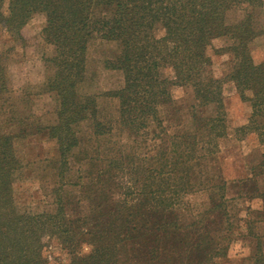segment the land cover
<instances>
[{"label":"trees","instance_id":"obj_1","mask_svg":"<svg viewBox=\"0 0 264 264\" xmlns=\"http://www.w3.org/2000/svg\"><path fill=\"white\" fill-rule=\"evenodd\" d=\"M4 2L0 0V20L12 32L19 33L34 12L47 14L44 33L57 53V73L49 82L59 109L58 123L50 131L60 156L55 164V213L21 211L13 198L22 168L13 147L17 137L0 134V264H48L46 237L60 241L71 264H213L224 256L221 232L189 222L181 199L194 187V163L204 160L223 127L221 83L212 76L207 53L215 38L231 36L236 55H244L236 61L234 78L242 80L239 87L254 92V128L264 138V65L254 66L252 73L239 37L250 39L258 33L247 21L225 23L228 12L256 9L261 0H9L7 16L1 12ZM95 40L117 46L105 65L124 78L113 95L119 106L116 118L105 124L97 120L94 98L81 96L77 89L85 75L88 45ZM166 69L173 71V78L164 74ZM253 74V80L246 79ZM5 76L0 68L2 89ZM177 86L191 91L196 102L192 117L205 138L195 131L168 129L166 120L181 114L171 92ZM208 105L215 107V115L199 119L197 108ZM82 121L91 123L95 139L116 130L149 135L152 127H161L166 139L159 157H143L144 162L158 158L155 167L128 184V167L116 154L81 148ZM71 160L84 168L75 170L76 181L67 182ZM208 199L214 208L223 207L220 212L227 218L228 201L221 196L216 203L213 193Z\"/></svg>","mask_w":264,"mask_h":264},{"label":"rangeland","instance_id":"obj_2","mask_svg":"<svg viewBox=\"0 0 264 264\" xmlns=\"http://www.w3.org/2000/svg\"><path fill=\"white\" fill-rule=\"evenodd\" d=\"M8 4L9 0H5L2 5L1 12L5 16ZM102 12L99 9L97 13ZM243 21L258 33L250 39L239 34L248 52L246 62L250 60L254 73V66L264 65V0L258 8L247 12L230 11L225 19L227 25ZM47 23L46 13L34 12L16 33L9 31L0 20V68L7 79L5 88L0 87V134L17 137L13 147L22 168L13 184V198L18 207L30 213L51 214L57 209L58 167L55 164L60 146L50 131V127L58 123L59 109L49 82L57 73L53 64L57 53L46 39ZM234 41L231 36H221L212 40L207 49L212 60V76L221 83L223 127L211 142L204 160L194 163L190 173L194 187L181 200L189 222L194 221L210 231H220L219 235L225 238L220 244L226 248V254L216 257L213 264H264V138L254 128L253 121L257 119L253 118L254 92L239 87L242 80L234 78L236 61L244 57L236 55ZM116 52L115 44L102 40L89 43L85 75L77 86L78 94L94 98L99 106L97 120L104 124L115 120L119 106L113 95L124 85L123 74L105 65ZM164 74L169 78L174 76L171 69L164 70ZM253 78L254 74L246 77L247 80ZM171 92L181 114L166 120L170 132L180 130L192 134L195 131L200 138H205L192 117L191 106L196 102L191 91L177 86L172 87ZM197 109L199 119L215 115L213 105ZM88 118L92 119L90 115ZM88 122L94 123L93 120ZM78 132L81 148L93 152L98 147L104 156L116 154L118 160L127 165L124 177L128 184L135 182L146 168L155 167L158 158L144 162L143 157H159L166 139L161 127H152L149 135L136 136L130 131L119 133L116 130L95 139L91 123L82 121ZM82 166L79 161L71 160L74 172L67 182L76 181L75 170L84 168ZM210 193L215 195L216 203L221 201V196L228 201L227 218L220 212L223 207L214 208L213 202H209ZM83 250L87 252L89 248L85 246ZM44 255L48 264H71V256L54 237L44 238Z\"/></svg>","mask_w":264,"mask_h":264}]
</instances>
